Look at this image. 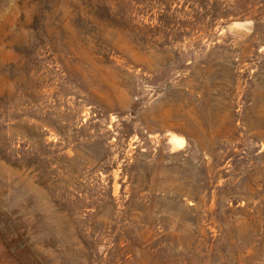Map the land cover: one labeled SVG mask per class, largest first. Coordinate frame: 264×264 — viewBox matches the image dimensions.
Masks as SVG:
<instances>
[{
  "label": "rangeland",
  "instance_id": "1",
  "mask_svg": "<svg viewBox=\"0 0 264 264\" xmlns=\"http://www.w3.org/2000/svg\"><path fill=\"white\" fill-rule=\"evenodd\" d=\"M0 264H264V0H0Z\"/></svg>",
  "mask_w": 264,
  "mask_h": 264
}]
</instances>
